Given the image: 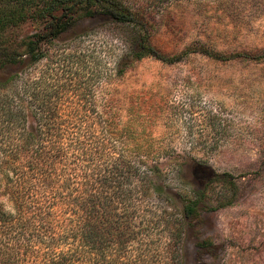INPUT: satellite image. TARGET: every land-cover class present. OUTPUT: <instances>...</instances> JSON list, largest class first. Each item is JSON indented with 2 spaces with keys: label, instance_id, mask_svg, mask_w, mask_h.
<instances>
[{
  "label": "rangeland",
  "instance_id": "rangeland-1",
  "mask_svg": "<svg viewBox=\"0 0 264 264\" xmlns=\"http://www.w3.org/2000/svg\"><path fill=\"white\" fill-rule=\"evenodd\" d=\"M142 1L149 3L151 43L163 55L197 44L254 58L191 54L176 64L137 58L133 27L99 16L55 41L31 72L63 81L62 101L74 93L82 106L118 117L128 130L119 148L147 155V164L162 170L180 198L146 196L149 219L161 221L195 202L199 217L177 244L184 264H264V57H255L264 55V0ZM34 32L25 24L14 39ZM165 225L148 236L158 252L172 245L176 227ZM200 242L209 253L198 252Z\"/></svg>",
  "mask_w": 264,
  "mask_h": 264
},
{
  "label": "trees",
  "instance_id": "trees-1",
  "mask_svg": "<svg viewBox=\"0 0 264 264\" xmlns=\"http://www.w3.org/2000/svg\"><path fill=\"white\" fill-rule=\"evenodd\" d=\"M148 4L0 0V264H184L177 244L199 217L195 202L188 200L179 214L161 221L149 219L146 196L165 195L169 203L179 197L166 186L162 170L149 166L147 155L119 148L117 140L128 130L118 117L82 106L74 93L62 101L63 81L31 72L55 41L99 16L133 27L137 58L167 64L191 54L215 61L254 58L227 57L197 44L163 55L151 43ZM28 23L35 32L15 40V31ZM121 74L118 66L115 78ZM162 221L163 230L176 228L172 245L158 252L148 236ZM197 249L207 254L211 246L200 242Z\"/></svg>",
  "mask_w": 264,
  "mask_h": 264
}]
</instances>
